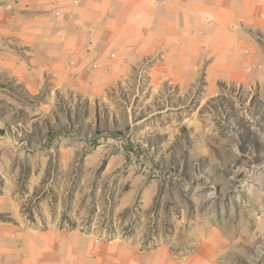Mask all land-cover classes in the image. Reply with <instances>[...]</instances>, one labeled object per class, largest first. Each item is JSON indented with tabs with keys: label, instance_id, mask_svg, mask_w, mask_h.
I'll list each match as a JSON object with an SVG mask.
<instances>
[{
	"label": "rangeland",
	"instance_id": "1",
	"mask_svg": "<svg viewBox=\"0 0 264 264\" xmlns=\"http://www.w3.org/2000/svg\"><path fill=\"white\" fill-rule=\"evenodd\" d=\"M26 68L0 66V233L104 229L264 264V67L183 85L142 60L102 93L34 84Z\"/></svg>",
	"mask_w": 264,
	"mask_h": 264
},
{
	"label": "crops",
	"instance_id": "2",
	"mask_svg": "<svg viewBox=\"0 0 264 264\" xmlns=\"http://www.w3.org/2000/svg\"><path fill=\"white\" fill-rule=\"evenodd\" d=\"M262 29L264 0H0V66L18 55L34 84L102 93L146 60L149 73L191 85L203 70L213 78L262 69ZM2 228L0 264H210L104 229L93 239L75 227L28 237Z\"/></svg>",
	"mask_w": 264,
	"mask_h": 264
}]
</instances>
